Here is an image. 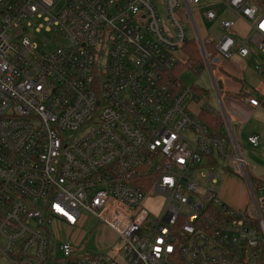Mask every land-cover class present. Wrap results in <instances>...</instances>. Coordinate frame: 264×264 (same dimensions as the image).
<instances>
[{
    "label": "built area",
    "instance_id": "obj_1",
    "mask_svg": "<svg viewBox=\"0 0 264 264\" xmlns=\"http://www.w3.org/2000/svg\"><path fill=\"white\" fill-rule=\"evenodd\" d=\"M201 1L0 0V255L8 264H264V176L251 181L240 128L230 127L233 104L220 91L222 61L246 58L251 47L264 55V9ZM223 10L235 20L221 21L218 42L202 36L198 19L213 22ZM32 20L52 33L51 53L40 55L25 35ZM236 20L250 29L241 38ZM190 41L199 64L187 61ZM186 69L207 70L219 112L203 109L223 130L192 113L206 96L182 84ZM254 70L264 80V65ZM261 87L260 98H241L250 108L264 104ZM246 142L255 149L259 137ZM219 163L243 181L249 205L223 201ZM85 214L114 233L117 251L79 253L61 237Z\"/></svg>",
    "mask_w": 264,
    "mask_h": 264
},
{
    "label": "rangeland",
    "instance_id": "obj_2",
    "mask_svg": "<svg viewBox=\"0 0 264 264\" xmlns=\"http://www.w3.org/2000/svg\"><path fill=\"white\" fill-rule=\"evenodd\" d=\"M213 0H202L200 6H207L213 4ZM224 19H233L229 10H223L222 16L215 20L213 23L208 22L202 18L198 19V27L202 36L208 34L210 38L215 42H218L222 32L217 29L221 21ZM40 27H43L39 30ZM45 25L40 20H32L30 26L26 29L25 35L29 36L36 46L37 52L40 55L51 53L57 44L53 41L51 32L45 30ZM240 29V28H239ZM245 28L242 27L240 31L244 33ZM254 57L250 60H238L236 55L233 54V62L236 65L242 67L245 72V79L254 89L260 84L258 77L253 73L255 69V63L260 61L264 64V57L261 53L253 49ZM250 61V62H249ZM180 80L186 87H196L201 89L205 96L206 101L199 99L197 104L192 105V113L196 114L204 105L219 112L218 102L211 84V80L207 70H204L200 74H195L192 70H182L180 72ZM261 80V79H260ZM262 82V81H261ZM264 83V81H263ZM259 97V95H257ZM258 135L261 137V143L257 148H251L247 142L246 137L249 135ZM183 137L186 138L190 143L195 144V135L189 132H184ZM242 145L245 149L243 156L245 157L248 165H250V172L255 176H262L264 174V116L260 114H254L249 119L248 123L242 130ZM253 150V152L251 151ZM220 167L215 170L217 176L214 187L221 190L223 199L227 202L235 205L239 202L245 204L249 203V197L246 186L239 179L236 180L232 177H226L223 170L225 169L224 163H219ZM222 169V170H221ZM239 180V181H238ZM150 205L156 206L157 204L151 203ZM61 237L64 239L67 235L74 239L77 245L79 253H88L90 255L105 254L111 250L117 251L119 244L116 243V236L110 230H108L102 224L97 223L96 219L85 214L82 216V222L76 226L75 229L67 230L62 228L60 232ZM5 248V241L0 238V249ZM0 264H8L4 259L0 258Z\"/></svg>",
    "mask_w": 264,
    "mask_h": 264
},
{
    "label": "crops",
    "instance_id": "obj_3",
    "mask_svg": "<svg viewBox=\"0 0 264 264\" xmlns=\"http://www.w3.org/2000/svg\"><path fill=\"white\" fill-rule=\"evenodd\" d=\"M251 1L259 9H261V10L264 9V0H251ZM222 12H221V16H222ZM231 15H232V18L235 20L234 15L232 13H231ZM233 19H230V20H233ZM226 20H228V19H226ZM213 22H211V23H213ZM197 26H198V24H197ZM242 27L245 28L244 33H242L240 31V29ZM217 29H219V26L217 27ZM249 31H250V29L245 23H243L240 20H236L235 31H233L232 34H234V36L236 38H241V37L245 36ZM208 36L210 37V35H208ZM188 44H194L195 45V42L194 41H190ZM253 49L258 51L256 48L251 47L250 54L246 58H241V57L236 55V59H238L240 61H242V60H244V61L247 60L248 61V60L252 59L254 57V54H258L256 52H254ZM261 56L264 57L263 54ZM232 58H233V56L231 57L230 60L222 61L224 71H223V83L220 84V85H222V89L220 91H221V94L224 96V101L227 102V103H232L233 104V106L227 104L228 106H230V107H227V110H229L231 107H234V108L231 109V111L234 113L235 120L230 121V123H231L230 127H231V129H235L236 125H238V127L240 128V139H241L242 130L244 129L245 125L248 123V121L252 117V115L260 114V115L264 116V104H261L259 107H256V108H250L246 103L243 102V100L241 98L243 96H246V95L255 96V98H260V93L258 92V90H259L258 88L261 87V85H262V87H264V83H263L264 80L261 78L260 75H258L255 72V70H253V73L258 77V79L260 81V84L254 89L250 84L247 83V81L245 79V72L242 69V67H240L239 65H236L233 62ZM257 62L258 63H255V66L257 64H262V63H260V61H257ZM262 65H264V64H262ZM212 87H213V85H212ZM257 95H259V97H257ZM215 96H216V94H215ZM216 99H217V97H216ZM191 108H192V106H191ZM202 110H203V107L198 111V118H199L200 121H201V118L199 117V115L201 114ZM220 119L222 121L221 130H223L224 129L223 119L222 118H220ZM201 122L203 124H205L203 121H201ZM207 127L212 132H217V131L220 130V129H217V128H210L209 126H207ZM258 137H259V143H261L262 142L261 141V137L260 136H258ZM241 146H242V150H243V153H244L245 149L243 148V145H242V139H241ZM251 151L253 152V150H251ZM251 176H254L257 180H259L260 178H262L264 176V174L262 176L258 177V176H255V175H253L251 173ZM228 177H231V176H228ZM233 179H235V178H233ZM241 182H243V181H241ZM221 197H222V192H221ZM222 199H223V197H222ZM223 201L226 202L224 199H223ZM228 204H230V203H228ZM233 206L241 208V207L245 206V203L239 202V203H237V204H235ZM0 258H2L1 255H0Z\"/></svg>",
    "mask_w": 264,
    "mask_h": 264
},
{
    "label": "trees",
    "instance_id": "obj_4",
    "mask_svg": "<svg viewBox=\"0 0 264 264\" xmlns=\"http://www.w3.org/2000/svg\"><path fill=\"white\" fill-rule=\"evenodd\" d=\"M187 61L192 64L200 63V55L196 45L188 44L185 49ZM201 121H203L210 128L221 129L222 121L219 117H215L210 111L203 109L199 115ZM251 181H257L255 177H250Z\"/></svg>",
    "mask_w": 264,
    "mask_h": 264
},
{
    "label": "snow or ice",
    "instance_id": "obj_5",
    "mask_svg": "<svg viewBox=\"0 0 264 264\" xmlns=\"http://www.w3.org/2000/svg\"><path fill=\"white\" fill-rule=\"evenodd\" d=\"M260 27H261L262 29H264V23H261ZM170 250H171V249H169V251H170Z\"/></svg>",
    "mask_w": 264,
    "mask_h": 264
}]
</instances>
